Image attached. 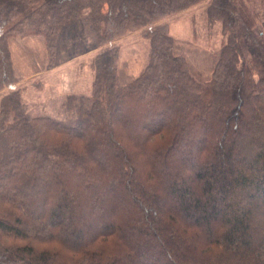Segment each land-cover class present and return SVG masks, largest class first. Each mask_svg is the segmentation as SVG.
Segmentation results:
<instances>
[{
  "label": "trees",
  "instance_id": "obj_1",
  "mask_svg": "<svg viewBox=\"0 0 264 264\" xmlns=\"http://www.w3.org/2000/svg\"><path fill=\"white\" fill-rule=\"evenodd\" d=\"M201 1L0 0V41L42 34L52 63L88 8L102 47L91 95L60 119L29 115L18 91L0 100V264H264V0H211L227 40L209 80L162 25L116 83L107 43ZM8 59L0 44V90L17 80Z\"/></svg>",
  "mask_w": 264,
  "mask_h": 264
},
{
  "label": "rangeland",
  "instance_id": "obj_2",
  "mask_svg": "<svg viewBox=\"0 0 264 264\" xmlns=\"http://www.w3.org/2000/svg\"><path fill=\"white\" fill-rule=\"evenodd\" d=\"M210 2L202 0L107 43L118 49L117 86L125 87L140 75L150 52L149 38L144 34L152 27L162 25L170 29L175 53L185 59L190 74L199 81L209 80L217 56L227 40L221 25L209 22L206 10ZM98 36L93 26V15L85 8L80 16L59 29L55 38L57 56L50 63L42 34L33 31L23 36L6 33L0 44L7 45L8 60L17 80L11 86L2 87L4 91L0 100L11 91H18L29 115L60 119L67 97L91 95L94 79L91 61L102 49L96 44Z\"/></svg>",
  "mask_w": 264,
  "mask_h": 264
},
{
  "label": "crops",
  "instance_id": "obj_3",
  "mask_svg": "<svg viewBox=\"0 0 264 264\" xmlns=\"http://www.w3.org/2000/svg\"><path fill=\"white\" fill-rule=\"evenodd\" d=\"M170 30V29H169ZM16 86V85H15ZM15 86L13 85V87L15 88ZM11 88V87H10ZM4 89H1L0 90V97H1V94L3 93Z\"/></svg>",
  "mask_w": 264,
  "mask_h": 264
}]
</instances>
